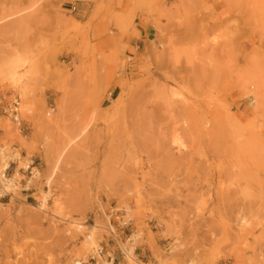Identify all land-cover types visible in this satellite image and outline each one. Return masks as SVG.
I'll list each match as a JSON object with an SVG mask.
<instances>
[{
  "label": "rangeland",
  "instance_id": "rangeland-1",
  "mask_svg": "<svg viewBox=\"0 0 264 264\" xmlns=\"http://www.w3.org/2000/svg\"><path fill=\"white\" fill-rule=\"evenodd\" d=\"M66 1L0 0L25 93L0 77L22 120L0 114V141L38 167L33 198L0 199V264H103L97 244L114 264H134L122 245L137 264H264V0H130L144 43L132 11L82 23Z\"/></svg>",
  "mask_w": 264,
  "mask_h": 264
},
{
  "label": "built area",
  "instance_id": "built-area-1",
  "mask_svg": "<svg viewBox=\"0 0 264 264\" xmlns=\"http://www.w3.org/2000/svg\"><path fill=\"white\" fill-rule=\"evenodd\" d=\"M75 10L76 7L74 5L69 7L70 13ZM25 112H28V109ZM0 114L9 118L12 123L20 127L22 120L18 98L14 97L11 100H6V95L0 91ZM10 148L11 146L8 147L6 143L0 141V199H8V202H10L11 199L16 198V193H20L27 196L24 200L27 202V199L33 198L32 195L35 193L32 180L37 175L38 167L33 157H25L22 154L12 157ZM4 163L7 164L4 165ZM16 175H20V178L17 179ZM107 230L112 238L116 237V232L112 225L109 224ZM102 255H105L106 262L114 264V251H104L101 245H98L89 260H96L101 258Z\"/></svg>",
  "mask_w": 264,
  "mask_h": 264
},
{
  "label": "crops",
  "instance_id": "crops-1",
  "mask_svg": "<svg viewBox=\"0 0 264 264\" xmlns=\"http://www.w3.org/2000/svg\"><path fill=\"white\" fill-rule=\"evenodd\" d=\"M63 4L66 6L64 7L66 10L74 5L76 10L72 13V16L82 23L86 22L91 15L107 16L111 13V10L116 12L132 11L136 15L134 23L136 24V30L139 32V43H144L146 39H149L155 33L151 18L146 21L148 14L139 11L136 7L134 8L130 0H73L66 1ZM131 42L137 43L136 40ZM72 57L73 55L67 56L66 61H71Z\"/></svg>",
  "mask_w": 264,
  "mask_h": 264
},
{
  "label": "bare ground",
  "instance_id": "bare-ground-1",
  "mask_svg": "<svg viewBox=\"0 0 264 264\" xmlns=\"http://www.w3.org/2000/svg\"><path fill=\"white\" fill-rule=\"evenodd\" d=\"M18 63H19V61H14V60L13 61H8V60L5 61L4 60V62H2V64H0V77H2V79L4 78V80L7 83H9L10 87H12L13 89H15L16 91L19 92V94L21 96V99H25L24 98V95H25L24 88H23V86H21V78H22V76L18 74L19 72L17 70L18 67H19ZM3 82L4 81H2V84H3ZM3 86H4V84H3ZM180 95H181L180 93H178L176 90L172 89V90H170L168 98H170V99L171 98L172 99H176L177 98V100H178V98H180ZM9 150L12 152V157L19 156V151L17 149H15V147H11ZM6 164L7 163H4V165H6ZM46 183L48 184V180H46ZM48 186H49V184H48ZM6 187L8 188V186H6ZM47 196H48V194L46 192H43V194L41 195L40 200H39V204L37 206V208H39V210H43L44 211L45 209H47ZM17 198L20 199L19 196ZM1 205L4 206V204H2V203H1ZM27 205H31V204H27ZM53 206H54V211L56 212L57 216L58 217H62L61 213H60V203L58 202V199L55 198L53 200ZM84 224L85 223H80V222H73L72 223L74 229L77 232H80V233L83 232L86 229V226H84ZM92 231H93V229H92ZM88 234H87V237H85V241L90 243V244H94V240H93L92 234H89V235ZM91 238H92V240H91ZM128 240H130V239H128ZM97 247H98V244H97L96 247H91V249L93 251H95V249ZM134 249H135V247L133 249L130 247L129 249L124 250V246L122 245V250H123V253H124V259H126V257H127V259L130 262H132L134 264H137L136 263V258L134 256H132V255H134ZM82 261L83 260H81V262H80V260L79 261L75 260V262L73 264H86L87 263V259L84 260V262H82ZM138 263L142 264L139 261H138ZM97 264H101L100 259H98ZM103 264H110V263L106 262V261H103Z\"/></svg>",
  "mask_w": 264,
  "mask_h": 264
}]
</instances>
